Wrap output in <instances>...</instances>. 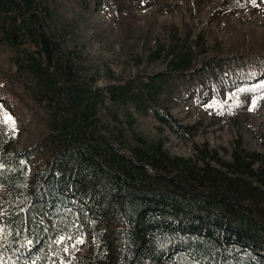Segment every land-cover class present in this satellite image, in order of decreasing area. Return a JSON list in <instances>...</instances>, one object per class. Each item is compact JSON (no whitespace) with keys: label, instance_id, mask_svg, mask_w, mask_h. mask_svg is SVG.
Segmentation results:
<instances>
[{"label":"trees","instance_id":"trees-1","mask_svg":"<svg viewBox=\"0 0 264 264\" xmlns=\"http://www.w3.org/2000/svg\"><path fill=\"white\" fill-rule=\"evenodd\" d=\"M51 18L48 0H0V30L51 132L16 150L15 131L0 125V264H264V154L236 149L226 161L203 144L174 155L163 137L138 130L130 108L191 139L197 127L181 124L161 95L206 52L203 37L174 29L180 42L146 52L169 72L99 86L119 80L64 47ZM21 39L34 49H20ZM44 149L50 163L30 175Z\"/></svg>","mask_w":264,"mask_h":264},{"label":"rangeland","instance_id":"rangeland-1","mask_svg":"<svg viewBox=\"0 0 264 264\" xmlns=\"http://www.w3.org/2000/svg\"><path fill=\"white\" fill-rule=\"evenodd\" d=\"M48 2L52 13L49 29L64 47L83 54L87 67L109 68L119 80L104 77L99 86L121 84L137 76L147 81L149 76L169 72L160 62L148 63V48L158 41L180 42L181 38L170 34L174 29L182 38L201 35L206 52L161 95L162 105L181 124L196 126V134L191 139L179 137L152 114L141 116L130 105L138 118V130L149 137H163L174 155L192 157L195 145L203 144L226 161L236 149L264 154V0ZM3 29L0 116L7 114L15 121V141L8 148L29 149L44 143L51 132L42 118L44 112L27 94L28 75L15 66V54L4 40ZM6 29L14 30L11 20ZM18 43L22 50L34 49L25 39ZM46 149L34 154L30 175L50 163L51 153ZM82 241L80 255L87 250L86 239Z\"/></svg>","mask_w":264,"mask_h":264},{"label":"snow or ice","instance_id":"snow-or-ice-1","mask_svg":"<svg viewBox=\"0 0 264 264\" xmlns=\"http://www.w3.org/2000/svg\"><path fill=\"white\" fill-rule=\"evenodd\" d=\"M8 124L10 127L14 130L15 121L12 119L11 116L4 114L3 116H0V125ZM0 131H3V128H0ZM62 240L65 239L64 237L61 238ZM67 239L71 240L72 237L68 236ZM82 240H77L76 243H82Z\"/></svg>","mask_w":264,"mask_h":264}]
</instances>
